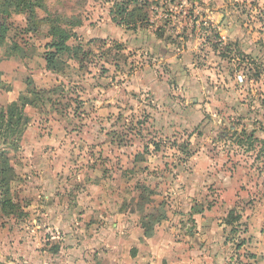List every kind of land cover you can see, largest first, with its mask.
Masks as SVG:
<instances>
[{
  "label": "rangeland",
  "instance_id": "rangeland-1",
  "mask_svg": "<svg viewBox=\"0 0 264 264\" xmlns=\"http://www.w3.org/2000/svg\"><path fill=\"white\" fill-rule=\"evenodd\" d=\"M10 1L0 110L30 88L49 99L24 109L6 156L16 264H67L70 249L128 264L135 244L132 264H264V0H148L134 31L113 22L127 0H44L31 22ZM51 26L84 51L58 74L42 57Z\"/></svg>",
  "mask_w": 264,
  "mask_h": 264
},
{
  "label": "trees",
  "instance_id": "trees-1",
  "mask_svg": "<svg viewBox=\"0 0 264 264\" xmlns=\"http://www.w3.org/2000/svg\"><path fill=\"white\" fill-rule=\"evenodd\" d=\"M5 2L7 0H4ZM148 0H127L124 5H120L118 17L113 19L115 25L124 27L127 30L134 31L139 28L149 27L150 20L146 11ZM12 2V3H11ZM44 0H11L10 3L14 5L16 10L22 5L24 11H28V22L34 18L33 9L35 7L43 8ZM31 22V21H30ZM5 23L0 24V47L4 44L7 37V26ZM30 32L32 30H29ZM34 32V31H32ZM50 40L45 45V52L43 53V61L48 71L58 74L63 70L67 61L75 60L81 62V56L84 51L81 47H71L68 41L73 37L68 31L58 26H51L46 34ZM9 56L16 52L23 50L15 41H11L6 49ZM47 91H37L34 88L28 89L25 94H20L16 101L12 102L6 109L0 110V192L2 199L0 201V209L6 215H11L18 211L17 205L12 201L10 196V180L12 168L9 165L7 153L10 149L17 150L18 143L26 128V119H24L23 111L29 107H35L37 103L44 101L48 102L46 97ZM48 92H55L48 91ZM264 145V142H262ZM150 194L153 191L148 190ZM166 220V213L161 204L157 210V216L153 220L155 224H159ZM141 228L144 237L150 238L153 234L151 221L142 220Z\"/></svg>",
  "mask_w": 264,
  "mask_h": 264
},
{
  "label": "crops",
  "instance_id": "crops-1",
  "mask_svg": "<svg viewBox=\"0 0 264 264\" xmlns=\"http://www.w3.org/2000/svg\"><path fill=\"white\" fill-rule=\"evenodd\" d=\"M141 229V228H140ZM3 232V233H2ZM143 240H146L147 237H144V235L142 234V237H141ZM15 240V237L12 238L11 235H9L8 232L4 233V231H0V264H16V262H20V258H24L23 255H21L22 253V250L21 248L19 247L20 245V242L19 240L14 242ZM29 241H31V239L29 238L28 239ZM98 245L100 246L101 248V244L98 243ZM151 246V245H150ZM133 248L135 249L132 254V256L130 255V249L128 248V264H132V262L134 260H140L142 259L143 257V250L142 248L135 244L133 245ZM28 249L32 250L30 247H28ZM159 250H156L154 252H158ZM21 252V253H20ZM69 253V258L67 259V264H81L82 260H84L82 257L81 261L80 259H78V256L76 254V251H74L73 249H70V251H68ZM159 252H163V251H159ZM33 253L36 254L37 252H34L33 250ZM103 251H100L97 253V257L98 261L100 260V258H107L108 256H110V254L113 253V247L111 249V252H108V256L106 255H103ZM169 253V254H168ZM173 252L171 253V251L167 252V253H162V257L161 260H168V255H172ZM26 259V258H25ZM78 259V260H76ZM28 260H36V255H33V256H28ZM26 262V261H25ZM168 262H171V258L166 261V264H171V263H168ZM31 263H34L33 261Z\"/></svg>",
  "mask_w": 264,
  "mask_h": 264
}]
</instances>
